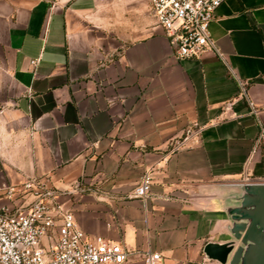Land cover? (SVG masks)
Wrapping results in <instances>:
<instances>
[{"label": "crops", "instance_id": "1", "mask_svg": "<svg viewBox=\"0 0 264 264\" xmlns=\"http://www.w3.org/2000/svg\"><path fill=\"white\" fill-rule=\"evenodd\" d=\"M149 0H0V207L6 186L59 191L123 264H220L239 186L264 183V0H225L221 57L177 60ZM243 84V86H241ZM191 146L173 151L187 130ZM144 199L132 197L144 176Z\"/></svg>", "mask_w": 264, "mask_h": 264}, {"label": "built area", "instance_id": "2", "mask_svg": "<svg viewBox=\"0 0 264 264\" xmlns=\"http://www.w3.org/2000/svg\"><path fill=\"white\" fill-rule=\"evenodd\" d=\"M225 0H149V15L162 29L177 60L200 59L205 53L221 57L209 35V24ZM243 86V84H241ZM199 129L185 132L173 151L191 146ZM151 179L144 176L132 197L144 199ZM85 190L79 184L66 191L28 179L6 186L9 206L0 207V264H123L129 252L117 243L88 236L78 226L63 198ZM143 264H158L156 252L141 254Z\"/></svg>", "mask_w": 264, "mask_h": 264}, {"label": "water", "instance_id": "3", "mask_svg": "<svg viewBox=\"0 0 264 264\" xmlns=\"http://www.w3.org/2000/svg\"><path fill=\"white\" fill-rule=\"evenodd\" d=\"M235 205L226 209L230 240L209 242L203 252L220 264H264V183L239 186Z\"/></svg>", "mask_w": 264, "mask_h": 264}]
</instances>
